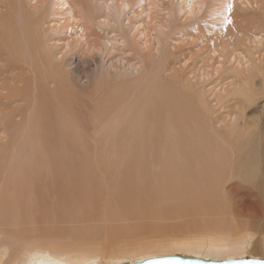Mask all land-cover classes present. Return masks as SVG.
<instances>
[{
    "label": "rangeland",
    "instance_id": "374dc122",
    "mask_svg": "<svg viewBox=\"0 0 264 264\" xmlns=\"http://www.w3.org/2000/svg\"><path fill=\"white\" fill-rule=\"evenodd\" d=\"M60 7H64L62 0L55 5L56 9H64ZM119 23L120 35L124 32L131 40L120 46L123 53L87 51L84 39L77 42L63 56L68 59L65 85L60 79L52 82L51 77L38 73L36 81L45 90L39 98L36 96L37 112L24 103L28 110L6 127L0 116V148L4 147L0 153L4 174L0 172V179L14 184L12 177L19 176L17 184L4 188L24 211L21 234L31 240L44 234L52 240L106 237L111 246L117 247L139 243L163 231L199 225L221 211L234 212L239 224L255 223L264 211V202L258 196L255 201L243 190H232L223 191L221 197L212 189H208L212 194L201 192L197 181L188 179L192 177L182 179L184 176L175 172L169 176L166 164L171 158L165 152L164 120L170 94L183 95L185 91L196 96V103L204 100V118L227 114L232 97L222 108L217 105V96L224 89L236 91L230 84L241 71L244 59L240 57L245 55L256 66L249 73L255 74L254 102L245 109L240 128H233L234 123L228 121L227 134L235 139L243 127L256 134L260 131V120L264 122V0H130V6L120 12ZM77 24L53 38L49 35L51 44L58 38L63 42L78 38L82 22ZM89 24L96 21L89 20ZM111 30L101 25L95 31L84 32L90 41L99 42L106 32L111 36ZM67 32L70 36L65 35ZM259 37L263 40L257 42ZM16 56L2 55L4 61L10 57L16 61ZM23 58L19 59L21 66ZM59 95L63 104H56L54 97ZM41 98L46 103L41 105ZM26 120L36 125V130H31ZM19 167V174L8 177V172H16ZM157 181L161 188L155 186ZM260 252L253 250L247 257L264 258ZM122 262L128 260L103 258L98 264Z\"/></svg>",
    "mask_w": 264,
    "mask_h": 264
},
{
    "label": "bare ground",
    "instance_id": "6f19581e",
    "mask_svg": "<svg viewBox=\"0 0 264 264\" xmlns=\"http://www.w3.org/2000/svg\"><path fill=\"white\" fill-rule=\"evenodd\" d=\"M59 1L0 0V116L4 118V127L13 125V119L24 110H28L29 105L34 113L35 111L37 112L36 96L39 98V95L42 94L41 90H45L36 81L38 73L47 78L48 76L51 77L52 82L56 81V79H60L63 82L64 77L68 74L65 70L67 66L65 62H68V59L65 58L66 60H64L63 56L68 54L77 45V42L84 39V43H82L86 46L85 49L87 51L90 49L98 52L106 50L110 52L121 51L123 53L120 46L128 45L129 41H131L124 36V32L121 33L122 36L118 32L120 28L118 26L120 12L130 6V0H62L64 7L60 8L64 9H56L55 5ZM192 4L190 2V5ZM189 9V12H191V6ZM63 13L64 15L70 13V15L63 16ZM89 20L96 21V24H89ZM78 21L82 22L78 38L67 42H63V38H58L56 39L58 42L55 40V43L51 44L49 35L51 37L58 36L68 26L74 28L78 25ZM97 25L111 27L112 35L109 36V32L108 34L106 32V36L102 37L101 41H90L84 31L86 29L95 31V28L98 27ZM69 34L67 32L65 35L68 36ZM121 38L122 41H120ZM257 40V42H260L263 38L259 37ZM54 48L58 51H54ZM15 53L17 62L10 60L12 56H15ZM4 54H10L9 61H4V56L2 57ZM24 55L27 57L23 58ZM138 57L141 60L143 59L139 55ZM22 58L23 66L19 63L21 62L19 59ZM236 58L234 57L235 60ZM240 58L244 59V64L241 71L238 70L239 73L234 79L235 82L230 84H234L236 91L230 93V89H224V92L221 91L223 94L217 96V105L222 106V108L230 100L229 98L232 97L233 104H229V111L224 116L212 118L208 115L207 118H204L202 116V108L206 107L204 100H198L196 103V96L188 91H182L184 92L183 95L170 94L171 97L167 101L164 120V136H166L167 140L165 152L168 151L167 156L171 158L170 164H166V169L169 176L175 172L177 176H184L181 177L182 179L192 177L188 179L197 181V183L195 181L194 183L198 186L200 185L201 189H203L201 192L205 190L211 193V190L208 189H212V192L215 191V194L221 193L219 195L223 197V191L243 190V192L253 195L254 198L258 196L260 199L256 198L262 203V201L264 202V122L260 120V131H257V134L250 132V128L246 129L245 127L240 129L242 132L235 139H231L227 134L228 121L234 123L232 125L233 128H240V120L244 117L245 109L254 102L252 97L255 89L252 77L255 74L249 73L256 66L253 60L251 61L252 58L248 59L245 55ZM240 63L242 64V62ZM129 67L136 69L138 66L130 65ZM24 69H27L30 75H26ZM69 76L71 75L69 74ZM47 78L43 80L46 81ZM73 85L77 87L75 82H73ZM92 90L90 91L92 92ZM60 95L54 97L57 101L56 104L64 102L60 99ZM60 100L61 102H59ZM24 103H27L28 107L24 106ZM42 103L46 102L42 99L41 105ZM53 103L55 104V102ZM12 104L16 105L11 109ZM44 105L48 107L46 104ZM140 114L143 115L144 113ZM143 121L142 119L141 127L144 124ZM26 122L31 130H33L32 127L36 130V125L27 120ZM159 133L162 132L159 131ZM32 139V136H30V140ZM3 150L1 147L0 153H3ZM19 153L20 151L17 152V154ZM163 166L160 165L159 167ZM20 169L19 167L16 172H8V177L11 176L10 174H19ZM159 171L161 172V170ZM0 172L4 174L2 169H0ZM167 172H163L164 175H167ZM18 177L17 175L12 177L14 184L10 180L5 183V179L3 181L0 179V264H98V261L103 258L128 260V262L122 263H129V260L136 258V256H141L137 259L140 260L149 256L171 253H180L179 255L204 259H229L237 255L245 244H247V249L244 257L250 255L253 250L256 252L258 250L261 251L260 256L264 254V211L261 214L262 217L255 223L251 221L242 224H239L234 212L221 211L199 225H193V227L186 225L185 229L180 227V230L168 233L163 231L160 235L153 234L154 236L148 237L147 240L143 236L145 237V240H142L144 242L117 247L111 246L109 239L106 237L101 239L94 237L91 241L87 239L76 241L69 237L52 240V238L42 234L43 236L41 237L36 235L32 240L30 238L27 239L20 232L22 221L20 217L24 215V211L18 205L17 199L13 198L14 195L8 192V189H5L10 185L17 184L19 181ZM232 180H235V182ZM156 184L155 186L161 188L158 181ZM164 189L165 191L169 190L168 188ZM219 195L217 196L218 199ZM203 221H205L204 218ZM22 223L24 224V222ZM256 235L258 238L254 240Z\"/></svg>",
    "mask_w": 264,
    "mask_h": 264
},
{
    "label": "snow or ice",
    "instance_id": "6c2138e0",
    "mask_svg": "<svg viewBox=\"0 0 264 264\" xmlns=\"http://www.w3.org/2000/svg\"><path fill=\"white\" fill-rule=\"evenodd\" d=\"M246 249L247 244L242 247L241 251L237 255L229 258L233 261V264H245L244 255ZM146 259L149 260L150 264H194L193 261H185L184 259H181L175 253L166 254L159 257H149ZM253 264H264V262H253Z\"/></svg>",
    "mask_w": 264,
    "mask_h": 264
},
{
    "label": "water",
    "instance_id": "95a60500",
    "mask_svg": "<svg viewBox=\"0 0 264 264\" xmlns=\"http://www.w3.org/2000/svg\"><path fill=\"white\" fill-rule=\"evenodd\" d=\"M178 255V254H177ZM163 255H157V256H149V257H159ZM181 259H184L185 261H193L194 264H233V261L231 259H204L201 257H190V256H184V255H178ZM146 257V258H149ZM140 259L137 261H132L129 263H115V264H150L148 259ZM245 264H253V262H264V258L260 257H244Z\"/></svg>",
    "mask_w": 264,
    "mask_h": 264
}]
</instances>
